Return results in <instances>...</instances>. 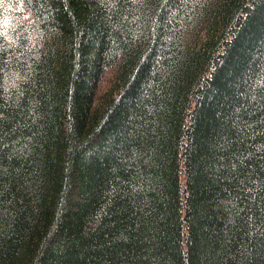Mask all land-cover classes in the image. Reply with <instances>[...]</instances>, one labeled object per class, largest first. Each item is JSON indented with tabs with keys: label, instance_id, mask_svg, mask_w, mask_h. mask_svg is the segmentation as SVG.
<instances>
[{
	"label": "trees",
	"instance_id": "16d2710c",
	"mask_svg": "<svg viewBox=\"0 0 264 264\" xmlns=\"http://www.w3.org/2000/svg\"><path fill=\"white\" fill-rule=\"evenodd\" d=\"M0 264H264V0H0Z\"/></svg>",
	"mask_w": 264,
	"mask_h": 264
}]
</instances>
